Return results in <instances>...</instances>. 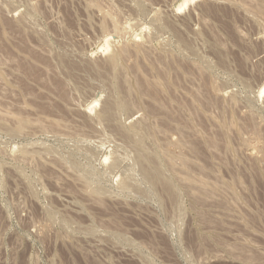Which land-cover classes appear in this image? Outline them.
<instances>
[{
	"label": "rangeland",
	"instance_id": "1",
	"mask_svg": "<svg viewBox=\"0 0 264 264\" xmlns=\"http://www.w3.org/2000/svg\"><path fill=\"white\" fill-rule=\"evenodd\" d=\"M0 264H264V0H0Z\"/></svg>",
	"mask_w": 264,
	"mask_h": 264
},
{
	"label": "bare ground",
	"instance_id": "2",
	"mask_svg": "<svg viewBox=\"0 0 264 264\" xmlns=\"http://www.w3.org/2000/svg\"><path fill=\"white\" fill-rule=\"evenodd\" d=\"M105 16H106V15H105ZM109 21H110V20H109ZM117 23H118V20H117ZM119 24H120V23H119ZM123 25H124V24H123ZM118 28H119V27H118ZM163 73H164V72H163ZM137 80H138V79H136L135 81H137ZM141 82H142V81H141ZM156 82H157V81H156ZM136 83H137V82H135V84H136ZM155 87H156V86H155ZM150 93H151V92H150ZM152 96H153V95H152ZM154 96H155V95H154ZM155 98H156V97H155ZM154 100H156V99H154ZM138 107H139V106H138ZM1 112H2V111H1ZM6 112H7V111H6ZM140 113H141V111H140ZM21 120H23V119L21 118ZM48 120H49V119H48ZM51 121H52V120H51ZM19 122H20V121H19ZM25 122H27V121H25ZM223 124H224V123H223ZM178 142H179V141H178ZM185 146H186V145H185ZM193 148L196 149L194 146H193ZM193 148H192V150H193ZM193 151H194V150H193ZM168 157H170V156H168ZM171 157H172V156H171ZM166 158H167V157H166ZM176 158H177V157H176ZM170 159H171V158H170ZM172 159H173V158H172ZM172 159H171V160H172ZM166 160H167V159H166ZM167 161H168L167 163L169 164L170 160H167ZM188 161H189V160H187L186 162L184 161V162H185V163H188ZM176 162H177V161H176ZM184 162H183V163H184ZM183 163H181V164H183ZM179 164H180V163H179ZM188 164H189V163H188ZM190 164H191V163H190ZM169 166L172 167V164H170ZM174 166H175V165H174ZM174 166H173V167H174ZM178 166H181V165H178ZM182 166H183V165H182ZM184 166L187 167L188 165H187V164H184ZM173 167H172V168H173ZM184 168H185V167H182L181 170H182V169L184 170ZM188 168H189V167H188ZM188 168H187V170H188ZM174 169H175V168H174ZM177 169H178V168H177ZM177 169H175V170H177ZM172 170H173V169H172ZM183 170H182V174L179 173V172H181V171L177 172V173H178V176H179V178H180V180L184 181L183 184L186 183V184L189 185V186L194 185V187L198 188V189L201 190V191L203 190V192L205 191V188H206V187L209 188V183H210V182L207 183V181L201 180L199 177H198V178H199V179H198V178L196 177V175H192V173H191V172H188L186 169H185L186 171H185V170L183 171ZM173 172H174V171H172V173H173ZM180 182H181V181H180ZM181 184H182V183H181ZM210 184H212V183H210ZM213 184H214V183H213ZM213 184H212V185H213ZM222 184H223V183H222ZM187 185H186V187H187ZM212 185H210V187H211ZM189 186H188V187H189ZM184 187H185V186H184ZM208 188H207V190H209ZM215 188H217V186L214 187V189H215ZM194 189H195V188H194ZM217 189H218V188H217ZM212 190H213V188H212V189L210 188L209 191H212ZM215 190H216V189H215ZM187 191H188V190H187ZM213 191H214V190H213ZM213 191H212V192H213ZM188 192H189V191H188ZM204 194H205V193H204ZM207 194H208V193H207ZM193 195H194V194H193ZM198 195H200V193H198ZM201 195H202V194H201ZM201 195H200V196H201ZM191 196H192V195H191ZM203 196H204V195H203ZM205 196H206V195H205ZM198 197H199V196H198ZM207 197H208V196H207ZM207 197H206V198H207ZM210 197H211V196H210ZM192 199H193V198H192ZM195 199H196V197H195ZM195 199H194V200H195ZM197 201H198V200H197Z\"/></svg>",
	"mask_w": 264,
	"mask_h": 264
}]
</instances>
